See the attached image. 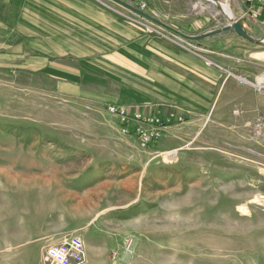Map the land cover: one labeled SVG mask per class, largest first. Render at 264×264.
<instances>
[{
	"label": "rangeland",
	"instance_id": "1",
	"mask_svg": "<svg viewBox=\"0 0 264 264\" xmlns=\"http://www.w3.org/2000/svg\"><path fill=\"white\" fill-rule=\"evenodd\" d=\"M217 1L241 18L239 0ZM93 2L108 22L137 26L136 10ZM195 2L225 22L219 30L227 26L218 7ZM250 21L259 31L249 33L264 37V16ZM148 22L139 21L149 36L169 38ZM237 43L247 69L262 74L203 57L205 66L264 96L256 88L264 46ZM105 108L31 82L0 83V264H45L56 243L40 238L51 226L84 240L87 264H264V133L232 114L206 129L172 127L145 147Z\"/></svg>",
	"mask_w": 264,
	"mask_h": 264
},
{
	"label": "crops",
	"instance_id": "2",
	"mask_svg": "<svg viewBox=\"0 0 264 264\" xmlns=\"http://www.w3.org/2000/svg\"><path fill=\"white\" fill-rule=\"evenodd\" d=\"M146 2V10L132 9L138 27H124L108 22L93 0H0V83L31 82L61 96L125 107L170 122L166 131L206 129L232 114L251 127L264 117V96L203 62L207 57L248 77L263 73L247 69L252 62L247 65L234 31L215 33L225 25L218 14L194 0ZM141 19L169 38L149 36ZM257 23L249 22L253 32ZM256 55L264 69V51ZM45 232V243L65 237L52 226Z\"/></svg>",
	"mask_w": 264,
	"mask_h": 264
},
{
	"label": "built area",
	"instance_id": "3",
	"mask_svg": "<svg viewBox=\"0 0 264 264\" xmlns=\"http://www.w3.org/2000/svg\"><path fill=\"white\" fill-rule=\"evenodd\" d=\"M123 3L129 9L144 11L147 9L145 0H112ZM135 4L136 6H133ZM238 12L241 17L248 20L259 19L264 13V0H239ZM264 21L262 22V24ZM147 27V26H146ZM150 28V27H149ZM152 32L159 35H165L163 32L150 28ZM256 88L261 94H264V76L260 77ZM106 112L111 115L119 124L122 132L126 135L136 136L140 139L143 146H155L167 129V124L161 119L143 114H131L128 108L107 105ZM235 113H238L237 111ZM182 119H179L181 122ZM252 127L258 133H264V117H259L252 123ZM133 248V241H126V250ZM45 264H87L88 257L84 240L79 236H70L64 238L61 242L52 244L46 248L43 254Z\"/></svg>",
	"mask_w": 264,
	"mask_h": 264
},
{
	"label": "water",
	"instance_id": "4",
	"mask_svg": "<svg viewBox=\"0 0 264 264\" xmlns=\"http://www.w3.org/2000/svg\"><path fill=\"white\" fill-rule=\"evenodd\" d=\"M204 1H207V2L211 3L212 5L218 7L227 20V26H225L221 30H218L215 33L220 34V33H227L230 31H234L238 36H240L241 38H243L247 42L252 43V44H256V45H260V46H264V37L255 38L249 33L250 25H249L248 18L241 17V18L236 19L234 17V15L229 16V15L225 14L223 12V5H225V4H223L221 1H217V0H204Z\"/></svg>",
	"mask_w": 264,
	"mask_h": 264
},
{
	"label": "bare ground",
	"instance_id": "5",
	"mask_svg": "<svg viewBox=\"0 0 264 264\" xmlns=\"http://www.w3.org/2000/svg\"><path fill=\"white\" fill-rule=\"evenodd\" d=\"M223 12L229 16H233V12L228 5H223ZM168 155H176V152H171ZM252 203V202H251ZM241 209V208H240ZM244 215V214H243Z\"/></svg>",
	"mask_w": 264,
	"mask_h": 264
}]
</instances>
